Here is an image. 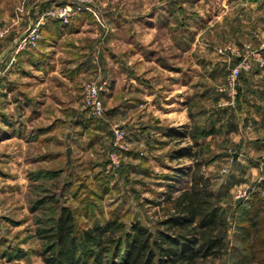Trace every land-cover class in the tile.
Wrapping results in <instances>:
<instances>
[{
  "label": "rangeland",
  "instance_id": "374dc122",
  "mask_svg": "<svg viewBox=\"0 0 264 264\" xmlns=\"http://www.w3.org/2000/svg\"><path fill=\"white\" fill-rule=\"evenodd\" d=\"M84 18L86 38H94L86 39L81 34V38L72 40L89 47L94 43V54H89L96 65L93 71L79 76L74 88L66 81L63 94L55 92L58 89L53 85V77L47 80L44 74L29 73L32 86L33 82L38 84L40 76L46 79H42L46 83L42 91L47 95L39 104L44 110L41 116L32 107L28 117L18 116L24 107V103H17L21 84H15L11 96L14 104L0 98V113L15 114L11 117L13 127L6 116L0 121V264H45L41 256L44 246L37 236V218L50 212L33 211L42 196H61L60 202L73 213L78 233L110 219L128 225L139 222L155 229L164 217L165 196L160 195H165L168 185L176 189L174 196L187 187L189 175L177 182L172 174L177 168L189 170L193 162L186 155L194 142L191 126H176L179 135L170 139L171 145L157 143L160 151H154L146 138L138 140L135 131L140 132L144 122L169 125L167 120L160 119L166 113L165 106L161 102L153 104V97H148L144 108L149 111L143 114L134 100L119 104L124 99L120 92L126 94L129 87L132 92L133 86L140 84L146 92L156 90L165 101L168 71L198 69L201 60L207 64L202 78L208 83L214 78L212 93L220 96L221 108L230 106L234 110L245 103L247 80L254 79L262 85L264 78L260 74L264 68L243 71L232 101L227 75L237 58L220 50L230 47L245 55L260 50L264 54V0H0V64L5 66V70L0 69V77L19 62L21 54L24 58L27 52L39 53L36 50L45 36L44 25L52 23L67 31L73 29L69 26L72 22ZM38 21L44 23L36 45L18 52L22 37ZM14 35L20 36L12 42ZM59 35L60 32L48 35L44 40L52 38L57 43ZM69 39H63L61 47H68ZM65 56L59 55L64 64L68 58L64 60ZM71 57L85 60L88 55ZM90 82L102 85L106 109L101 118L92 116L84 101V87ZM113 85H117V94L109 103ZM31 90L36 92V86ZM121 105L128 107L126 114L120 111ZM11 106L13 110H9ZM38 126L48 129L41 139L34 133ZM116 126L127 130L128 144L127 150L120 153L119 172L112 175L106 168ZM226 139L222 134L202 139L203 151L198 156L204 162L202 170L215 181L212 188L220 198L221 212L229 225L226 249L214 264H264V150H243L241 161L234 164L208 162L218 153L225 154L228 147L233 150L235 144L225 142ZM172 148H176L177 155H183L172 158ZM168 175L172 179H167ZM259 207L263 208V220L261 232L255 234L248 218ZM245 227L252 228L251 234ZM256 238L259 242L254 258L249 244Z\"/></svg>",
  "mask_w": 264,
  "mask_h": 264
},
{
  "label": "trees",
  "instance_id": "16d2710c",
  "mask_svg": "<svg viewBox=\"0 0 264 264\" xmlns=\"http://www.w3.org/2000/svg\"><path fill=\"white\" fill-rule=\"evenodd\" d=\"M207 133L192 127L190 136L194 142L186 155L193 162L188 171L177 168L172 174L177 182L189 175V182L176 196L173 185H168L165 195H160L165 196L164 217L155 229L139 222L128 225L110 219L78 233L73 213L60 202L59 194L39 198L33 211L50 212L37 218V236L44 246L41 256L45 264H214L226 249L229 225L221 212L220 198L212 188V179L202 170L204 162L198 157L203 151L198 140ZM262 211L259 207L248 218L255 234L261 232ZM249 227L244 229L251 234ZM258 240L249 244L254 258Z\"/></svg>",
  "mask_w": 264,
  "mask_h": 264
},
{
  "label": "crops",
  "instance_id": "0c3cea01",
  "mask_svg": "<svg viewBox=\"0 0 264 264\" xmlns=\"http://www.w3.org/2000/svg\"><path fill=\"white\" fill-rule=\"evenodd\" d=\"M85 20L86 19L84 18L79 19L78 22H72V24L69 26H71L73 29L67 30L70 32V34L66 30H61L60 27L57 28L56 25L53 26L52 23L44 25L43 28L45 31L43 33L45 36L40 40L41 44L36 50V52L39 51V53L33 55L34 53L27 52L24 58L21 54L19 62L13 66V68L11 67L9 70L7 69L9 71L7 74H4L5 72L1 71L2 76L0 77V98L4 99L3 101H6L8 104H14V101L11 100V96L14 92V88L17 87L15 84L18 83L22 85L23 89L19 92L20 96L18 97L17 103H24V107L18 112V116L20 115L24 118L28 117L27 112L31 110V107L32 110L36 111V114L39 116L43 114L44 110L39 107V104L42 103V99L47 95L46 92L42 91V87L43 85H46V83L43 81L46 79L49 80V77H53L56 81L53 83L54 87L58 89L55 92L63 94L65 85H67L66 81L70 82L69 86L71 88H74L72 85L77 83L76 81L79 76L84 73L87 75V73L93 71V68L96 65L92 64L93 58L90 57L91 55L89 54L93 53L92 50L94 43H91L89 47V45H86L84 42L80 43L78 41L75 42L72 40L81 38V34H85L84 38H86V33L88 32H86L87 30H84L85 28L83 27L85 26L84 24H86ZM59 32V36H61V38H59L60 42H62L63 39H71H69L70 42H68V47H66L67 45L61 47L60 42L58 41L57 43H53V41H51L52 38H48L50 41L44 40L48 37V35H57ZM65 33L68 34L67 36H69V38H67ZM20 35H14L10 41L14 42ZM89 37L87 38H94L93 36L90 38ZM53 45L54 47L57 46V48H54ZM75 49L76 51H74ZM48 53H50L52 57H50L51 55ZM61 53L66 55L64 60L68 57L67 60L64 61L65 64L63 61H60L59 55H61ZM76 55H88V57L85 60H77L76 58L72 59L71 56ZM0 69L5 70V66L0 64ZM65 71H70V74ZM206 71L207 64L202 60L199 61L198 69L189 67L181 71L175 69L173 71H168V86L166 87L167 90H164V92H167V94L164 96L165 101H163L162 97L157 96L158 94H156V90L146 92L144 91V88L140 86V84H135V86H133L132 92L130 87L127 88L128 92L126 94L123 93V91L120 92V95H122L124 99L121 100L119 104H122L123 101L132 102L134 100L135 103H138L135 105V107L139 105V110L142 111L143 114H145L146 111H149L144 108L146 104L145 99L148 97H153V104L161 102V104L166 108V113H164L163 116H160V119L167 120L169 125L163 126L157 123L148 124L144 122V124H141L140 126L141 131H135V135L138 136V140L145 141L146 138L149 143V147H151L152 150L160 151V146L157 143H162V146L165 144L168 146L171 145L172 141L170 139H173V137L176 136L175 130L178 128L176 126H181V128L184 129L186 128L185 126H191L190 129H192V127H197L199 132H204L205 130L208 131V135L199 138V143H201L202 139H206L208 137L212 138L213 136L216 137L217 134H222L226 136L227 139H229H226L225 142L235 144L233 150H231L232 146L228 147L229 150H226L225 154L218 153L208 161L210 163L233 162L234 164L241 161L243 150H264V79L262 80V85L258 84V82L254 79L247 80V84L245 85V103L239 107H235L233 110V108L230 106H223L224 108H221L220 105L222 102L220 100V96H218L216 93H212V87H214L212 81H215L213 80L214 78L212 77V80H209V83L208 80H204L202 78L205 76ZM34 72L46 75V79L44 80L42 76H40L38 79V84L33 82L37 91L30 92L32 91L31 89H35V86H32V82H30L31 79H28L27 76H30L29 73L33 74ZM261 72L262 73L260 75L262 78H264V69ZM20 79L22 82H20ZM113 86L114 87L108 96L109 103L115 99L114 97H116L117 94V85ZM132 93H134V96H132ZM11 107L9 110H13V106ZM120 109V111H123L125 114L128 111V107L123 108L122 105L120 106ZM111 113L113 114V111ZM13 115L10 113V115L7 114L6 116L4 112H1L0 121L4 120L3 116H6L7 119L11 120V122L7 120V123L11 124L10 126L13 127L14 122L13 118H11ZM154 115L157 117L156 112H154ZM234 117L236 119H234V122L236 121L235 124L232 123V119ZM237 118H241V121L238 122ZM157 120L158 118L155 121ZM163 129L165 130L159 131ZM35 130L36 131L34 133L39 135L38 139H41L40 136L42 134L48 132L47 127L44 126H38V128ZM155 135H160L163 138L158 139ZM175 149L176 148H172L169 152V155L173 152L171 156L172 158H176L177 150ZM223 170L226 171L225 169Z\"/></svg>",
  "mask_w": 264,
  "mask_h": 264
},
{
  "label": "built area",
  "instance_id": "2783aa9c",
  "mask_svg": "<svg viewBox=\"0 0 264 264\" xmlns=\"http://www.w3.org/2000/svg\"><path fill=\"white\" fill-rule=\"evenodd\" d=\"M67 11V10H65ZM42 21L35 23L31 29L22 37L21 42L17 48V51L25 50L28 47H34L40 36V28ZM264 47V44H263ZM221 53L228 54L231 57H235L236 63L229 68L227 75V83L229 88L233 92L231 95L232 101L236 96V88L238 78L243 71H251L255 67L264 68V54L263 51H249L247 55L242 54L236 48H226L220 50ZM227 52V53H225ZM102 85L98 82H90L84 87V101L86 106L89 108L92 116L101 118L105 113L104 103L101 97ZM127 130L121 126L114 128V138L111 144V153L109 155V161L107 164L106 171L109 174L116 175L121 167L120 153L127 150Z\"/></svg>",
  "mask_w": 264,
  "mask_h": 264
},
{
  "label": "water",
  "instance_id": "95a60500",
  "mask_svg": "<svg viewBox=\"0 0 264 264\" xmlns=\"http://www.w3.org/2000/svg\"><path fill=\"white\" fill-rule=\"evenodd\" d=\"M70 151H71V149H70V148H68V149H67V156H69V155H70ZM235 157H236V154H235Z\"/></svg>",
  "mask_w": 264,
  "mask_h": 264
}]
</instances>
